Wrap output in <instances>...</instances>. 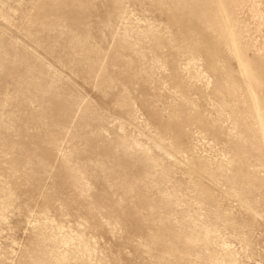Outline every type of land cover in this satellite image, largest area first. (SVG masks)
Here are the masks:
<instances>
[{
    "label": "rangeland",
    "instance_id": "374dc122",
    "mask_svg": "<svg viewBox=\"0 0 264 264\" xmlns=\"http://www.w3.org/2000/svg\"><path fill=\"white\" fill-rule=\"evenodd\" d=\"M0 264H264V0H0Z\"/></svg>",
    "mask_w": 264,
    "mask_h": 264
}]
</instances>
